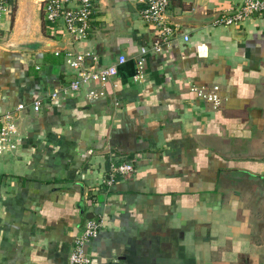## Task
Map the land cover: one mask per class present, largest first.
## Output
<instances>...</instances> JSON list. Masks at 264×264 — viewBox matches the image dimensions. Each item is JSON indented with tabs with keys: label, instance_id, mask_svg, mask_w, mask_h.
Instances as JSON below:
<instances>
[{
	"label": "crops",
	"instance_id": "1",
	"mask_svg": "<svg viewBox=\"0 0 264 264\" xmlns=\"http://www.w3.org/2000/svg\"><path fill=\"white\" fill-rule=\"evenodd\" d=\"M8 2L0 112L26 107L19 148L0 157V264H70L89 218L103 221L86 246L92 264H260L264 14L227 24L245 0H171L179 34L140 65L157 37L140 0H96L82 40L51 26L45 0ZM68 52L101 67L127 61L107 94L89 99L62 92L74 78ZM194 85H218L222 104ZM125 161L134 170L112 178L110 163Z\"/></svg>",
	"mask_w": 264,
	"mask_h": 264
},
{
	"label": "built area",
	"instance_id": "2",
	"mask_svg": "<svg viewBox=\"0 0 264 264\" xmlns=\"http://www.w3.org/2000/svg\"><path fill=\"white\" fill-rule=\"evenodd\" d=\"M95 1L45 0L43 6L44 16L51 23V26H59L63 22L64 27L70 34L74 35L76 39L82 40L87 38L91 31ZM140 1L145 4L142 16L147 22L154 25L157 36L151 45L140 48L142 57L139 64L142 65L147 54L159 53L169 47L172 40L179 34V28L177 25L170 23L166 17L171 0ZM8 4V0H0V11L8 10ZM256 13L264 14V0H245L244 4L234 14L223 16L222 22L227 24L239 23ZM182 39L187 42L190 40V35L182 33ZM90 56L89 52L66 53V65L73 71L74 78L63 88L62 92L76 93L85 90L89 99L105 96L108 84L119 72L118 67L127 61L126 55L121 54L118 56L117 62L101 67L98 63L88 64L87 59ZM139 77L136 75L135 79H139ZM191 89L198 97L212 104L215 109L222 104L218 85H194ZM58 93H53V96H58ZM25 107L26 105L21 103L3 113L0 112V157L11 154L19 148L20 139L17 137V120ZM33 107L36 111H39L41 102L36 101ZM133 170L134 165L131 162H111L109 175L115 178L116 175L128 174ZM102 225L103 221L96 218H89L86 221L82 232L74 239L73 249L69 255L70 264H92V257L87 252L86 246L99 235Z\"/></svg>",
	"mask_w": 264,
	"mask_h": 264
},
{
	"label": "rangeland",
	"instance_id": "3",
	"mask_svg": "<svg viewBox=\"0 0 264 264\" xmlns=\"http://www.w3.org/2000/svg\"><path fill=\"white\" fill-rule=\"evenodd\" d=\"M259 204L262 205H256L258 206V214L256 215V217L258 218V239L261 242H264V191L262 193L261 198L258 199ZM260 264H264V254H263V258H262V262Z\"/></svg>",
	"mask_w": 264,
	"mask_h": 264
},
{
	"label": "water",
	"instance_id": "4",
	"mask_svg": "<svg viewBox=\"0 0 264 264\" xmlns=\"http://www.w3.org/2000/svg\"><path fill=\"white\" fill-rule=\"evenodd\" d=\"M23 43H24V44H28L29 42L24 41ZM33 43H34V42H33ZM35 43H37V44H41L42 46H45V45H46V42L43 41V40H37V41H35ZM30 44H32V43H29L28 45H30Z\"/></svg>",
	"mask_w": 264,
	"mask_h": 264
}]
</instances>
